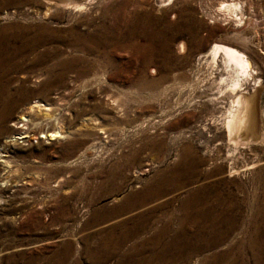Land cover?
<instances>
[{"label":"rangeland","instance_id":"1","mask_svg":"<svg viewBox=\"0 0 264 264\" xmlns=\"http://www.w3.org/2000/svg\"><path fill=\"white\" fill-rule=\"evenodd\" d=\"M81 1L0 0V264H264V0ZM215 44L251 61L252 138Z\"/></svg>","mask_w":264,"mask_h":264},{"label":"bare ground","instance_id":"2","mask_svg":"<svg viewBox=\"0 0 264 264\" xmlns=\"http://www.w3.org/2000/svg\"><path fill=\"white\" fill-rule=\"evenodd\" d=\"M46 1L50 2V4L52 3L53 5L54 4L58 5V3H62V2H63V4H65L64 2H66L67 4L70 5L71 3L75 2L76 0H46ZM80 3H83V2L80 0ZM224 5H225V8H227L228 10L231 8L237 7V4L234 2L227 3ZM184 45L185 44H183V43L181 44V50H184ZM185 49H186V47H185ZM94 51L95 50L92 48L88 49L89 53L90 52L92 53ZM205 56L209 57L208 63H210V68L213 70H216V71H214L215 73L213 72L212 74H216L219 71L222 72V73H220V76H219L220 78L218 80H214V83H216V85L218 86V91L220 92V94L229 92L230 96H233L231 98L232 99L231 100V107L229 108L228 117L226 119V127H227L228 132L232 134L236 131H238V132L242 131V133L243 132L248 133L249 135L252 134L251 136H249L248 134L243 133L244 135H248L249 137L252 138L253 133L254 132L257 133L256 131L258 129V128L257 129L255 128V127H257V126H255V124H256L255 123L256 122L255 121L256 120L255 119V116H256L255 112H256V104L258 102L256 103L257 99H255V93L254 94H247L244 91L245 84L250 82L251 80L255 79V72L252 69V66H251L252 64H251L250 59L244 53L237 50L236 48L228 46V45H223V44H215V47L212 48L209 52H207L205 54ZM219 59H221V60L219 61ZM219 62H221L223 66H220ZM30 110H32V111L36 110V112L39 115H41L44 119H46L50 116V114H49L50 109L46 108L44 105L43 106L40 104H36L34 106L31 105ZM28 113L30 115L32 112L30 113V111H29ZM28 117H29L28 115H24L22 118V121L28 122V120H29ZM61 127H63V126H61ZM64 129L63 130L58 129V131H56V132L54 131L53 134L51 133L52 134L51 137L57 138L58 136L66 133V131H64ZM255 129H256V131H255ZM234 135H236V134H234ZM238 136H240V135H238ZM245 137H247V136H245ZM249 137H247V138L250 139ZM15 139H13V140H15ZM198 209L199 208H197L194 211L195 212L194 214H199V213L201 214V212ZM194 214H191V215H194ZM135 233H136V231L135 232L132 231V232H130V234L128 233V235L126 236L125 239L131 237V235H135ZM149 244H152V240L151 241L142 240V237H141L140 243L137 244V248L145 249V248H147V245H149ZM158 244H161V247L159 248V250L157 252L159 260H160V258H165V252H167L168 248H172L175 246V243H173L172 241L171 242H165V241L160 242L159 237L153 238V246H157ZM182 255L183 254L177 255L176 256L177 259L182 260L183 259Z\"/></svg>","mask_w":264,"mask_h":264}]
</instances>
